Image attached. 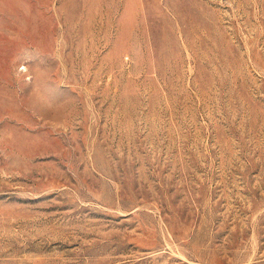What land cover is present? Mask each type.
Returning <instances> with one entry per match:
<instances>
[{"label": "rangeland", "instance_id": "1", "mask_svg": "<svg viewBox=\"0 0 264 264\" xmlns=\"http://www.w3.org/2000/svg\"><path fill=\"white\" fill-rule=\"evenodd\" d=\"M0 264H264V0H0Z\"/></svg>", "mask_w": 264, "mask_h": 264}]
</instances>
